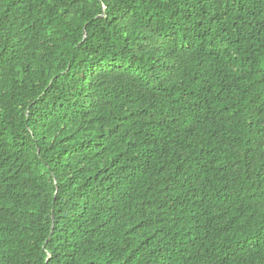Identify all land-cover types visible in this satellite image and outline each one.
<instances>
[{
  "label": "trees",
  "instance_id": "trees-1",
  "mask_svg": "<svg viewBox=\"0 0 264 264\" xmlns=\"http://www.w3.org/2000/svg\"><path fill=\"white\" fill-rule=\"evenodd\" d=\"M0 264H264V0H0Z\"/></svg>",
  "mask_w": 264,
  "mask_h": 264
}]
</instances>
